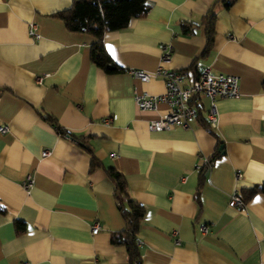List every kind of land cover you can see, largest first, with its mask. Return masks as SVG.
<instances>
[{
    "label": "crops",
    "instance_id": "1",
    "mask_svg": "<svg viewBox=\"0 0 264 264\" xmlns=\"http://www.w3.org/2000/svg\"><path fill=\"white\" fill-rule=\"evenodd\" d=\"M70 1L0 0V124L8 128L0 133V264H128L108 239L123 228L108 166L143 207L139 264H264V193L240 208L229 201L232 192L264 182V0L228 7L220 0H146L144 16L101 34L122 68L113 73L89 61L91 35L68 31L51 16ZM209 11L212 42L199 56L205 42L199 23ZM181 22L195 26L182 34ZM29 23L37 38L27 34ZM159 43L170 46L166 61ZM159 64L181 71L185 85L204 67L233 74L238 95L212 99L213 126L201 97L206 126L195 115L186 127L149 131L146 121L168 107L138 109L133 94L161 93L163 82L139 81L129 70ZM45 114L83 136L99 165L89 168L85 146L58 134ZM215 145L218 156L195 196L197 171ZM14 221L23 226L19 232Z\"/></svg>",
    "mask_w": 264,
    "mask_h": 264
},
{
    "label": "trees",
    "instance_id": "2",
    "mask_svg": "<svg viewBox=\"0 0 264 264\" xmlns=\"http://www.w3.org/2000/svg\"><path fill=\"white\" fill-rule=\"evenodd\" d=\"M233 0H220L223 7ZM148 10L146 0H71L69 5L63 9L56 10L51 16L59 19L63 27L68 31L84 32L93 37L88 46V59L91 63L99 67L105 73L120 71L122 68L117 65L107 54L102 42L101 34L104 30L121 29L127 25L130 18L144 16ZM214 14L210 11L202 16L200 25H203L205 42L199 56H203L211 46L213 35ZM195 24L181 22L180 32L187 34L192 31ZM191 63L187 68H191ZM264 88V77L261 81ZM192 102L197 107L196 121L206 126V121L201 115V104L196 99ZM42 118L50 123L54 130L61 135H67L72 140L82 144L89 154V168L99 165L94 159L91 149L85 144L84 137L74 135L61 128L55 119L48 114L42 115ZM217 142V140H216ZM218 143V142H217ZM217 145L206 157L207 164L202 165L197 171V180L195 186V196L203 182L204 175L211 161L218 156ZM105 175L112 184L111 195L117 206L119 215L123 221V228L108 233V239L111 245L121 247L125 252L128 264H139L138 250L135 243L136 233L143 213V207L140 203L132 199L126 191V182L121 173L112 167H104ZM255 193H264V182L253 184L250 187L240 188L238 194L243 202L249 199ZM16 232L22 230V224L19 221L13 222Z\"/></svg>",
    "mask_w": 264,
    "mask_h": 264
},
{
    "label": "built area",
    "instance_id": "3",
    "mask_svg": "<svg viewBox=\"0 0 264 264\" xmlns=\"http://www.w3.org/2000/svg\"><path fill=\"white\" fill-rule=\"evenodd\" d=\"M27 34L31 35L32 38L38 37L33 23L27 25ZM157 47L159 49L160 61H166L170 55L169 44L159 43ZM129 72L139 81H145L154 76H159L162 79L163 91L161 93L149 94L146 92H135L133 94V101L138 109L153 110L159 103H164L168 107L166 112H162L156 118L146 121L145 126L149 131L166 130L176 125L186 127L187 119L197 114V107L192 100L196 99L200 102L201 97L208 99L207 104L203 107L209 125L213 126L214 105L212 99L215 96L236 97L238 95L237 77L235 75L224 72L211 74L206 67L200 69L196 77L186 85L182 84L184 74L181 71L166 68L160 64L151 71L130 69ZM39 78V76H36L35 80L39 81ZM105 120L108 119L105 118ZM7 129L6 124H0V133L6 132ZM46 153V150L40 152L41 155ZM206 164L207 161L205 159L203 165ZM235 175H238V173ZM30 183V177L28 175L25 176L22 182L23 188L26 189ZM229 201L235 208H240L244 204L238 192L235 191L231 193ZM198 228L200 232H205L206 230L204 224H200ZM97 229L98 223L96 221L92 222L90 232L95 233Z\"/></svg>",
    "mask_w": 264,
    "mask_h": 264
},
{
    "label": "water",
    "instance_id": "4",
    "mask_svg": "<svg viewBox=\"0 0 264 264\" xmlns=\"http://www.w3.org/2000/svg\"><path fill=\"white\" fill-rule=\"evenodd\" d=\"M220 147V146H219Z\"/></svg>",
    "mask_w": 264,
    "mask_h": 264
}]
</instances>
